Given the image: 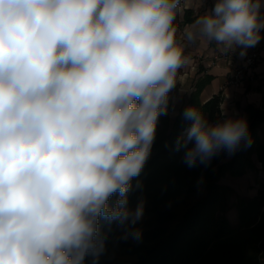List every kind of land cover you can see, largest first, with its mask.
Here are the masks:
<instances>
[{
    "label": "clouds",
    "instance_id": "obj_1",
    "mask_svg": "<svg viewBox=\"0 0 264 264\" xmlns=\"http://www.w3.org/2000/svg\"><path fill=\"white\" fill-rule=\"evenodd\" d=\"M0 0V264H96L112 225L139 240L129 205L189 45L240 55L264 33V0ZM179 91L184 92L181 88ZM177 136L188 167L250 145L248 120L196 105ZM136 188L141 182L136 181ZM116 199L112 201V197Z\"/></svg>",
    "mask_w": 264,
    "mask_h": 264
},
{
    "label": "trees",
    "instance_id": "obj_2",
    "mask_svg": "<svg viewBox=\"0 0 264 264\" xmlns=\"http://www.w3.org/2000/svg\"><path fill=\"white\" fill-rule=\"evenodd\" d=\"M193 11H186L180 28L191 23ZM198 86L187 105L176 110L173 101L167 115L159 119L152 151L143 171L133 180L129 205L135 208L144 200V214L137 227L139 240L123 239V230L107 229L106 248L96 264H263L264 263V181L253 198L236 195L222 180L238 178L249 170L264 171V99L262 106L250 103L242 108L249 124L251 144H241L230 157L215 156L207 166L188 167L184 150H175L177 136L190 122L183 119L184 109L196 105L210 121L222 111V93L202 103ZM171 96V95H170ZM172 97V96H171ZM173 112V116L171 114ZM136 181L141 187L136 188ZM116 195L112 197V201ZM235 208L239 222L233 225L228 212ZM84 264H93L91 255Z\"/></svg>",
    "mask_w": 264,
    "mask_h": 264
},
{
    "label": "crops",
    "instance_id": "obj_3",
    "mask_svg": "<svg viewBox=\"0 0 264 264\" xmlns=\"http://www.w3.org/2000/svg\"><path fill=\"white\" fill-rule=\"evenodd\" d=\"M189 3L190 7L178 17L177 21H184L185 12L190 10L193 11V17H197L204 11L205 7L212 6L213 0H189ZM184 25L180 27L181 30ZM262 33H264V29H262ZM262 41H264V35H262ZM234 53L236 60L239 63L242 62L243 56L240 55V48H237ZM185 54L190 57V63L180 70V85L178 84L177 88L172 90V94L170 93L173 105L176 107L175 114L179 108L188 104L198 86L202 87L200 95L202 103L222 93V110L226 109L229 115L242 116V108L250 103L258 107L262 106L264 99V51L262 53V60L255 66V76L247 77L241 86L236 87L225 86L230 77V67L222 59L226 53L221 50L219 45L214 42L189 45L186 48ZM180 86L184 92L179 91ZM259 131L261 136L264 137V125ZM258 168V171L252 170L242 177L234 178L230 177V175L224 177L222 183L230 185L236 191L234 200H237L239 196L253 198V196L258 194L260 184L264 181V171L261 170L259 163ZM231 213L234 214V220L230 218ZM228 217L231 219L233 225H237L239 222L238 213L235 208H232L228 212Z\"/></svg>",
    "mask_w": 264,
    "mask_h": 264
},
{
    "label": "built area",
    "instance_id": "obj_4",
    "mask_svg": "<svg viewBox=\"0 0 264 264\" xmlns=\"http://www.w3.org/2000/svg\"><path fill=\"white\" fill-rule=\"evenodd\" d=\"M264 51V41H262V38L260 42L247 50L246 55L243 56L242 62H238L236 60L235 53H226L222 57L223 60H225L229 67H230V77L228 81L226 82L225 86H241L243 81L247 77H254V69L255 66L262 60V53ZM219 60V58H218Z\"/></svg>",
    "mask_w": 264,
    "mask_h": 264
},
{
    "label": "rangeland",
    "instance_id": "obj_5",
    "mask_svg": "<svg viewBox=\"0 0 264 264\" xmlns=\"http://www.w3.org/2000/svg\"><path fill=\"white\" fill-rule=\"evenodd\" d=\"M172 94V93H171ZM171 114H172V116H173V112H171ZM259 170V168L257 169V170H253V171H258ZM251 170H249L248 172H250ZM231 177V176H230ZM235 178V177H234ZM230 218H232V220H234V214L233 213H231V215H230Z\"/></svg>",
    "mask_w": 264,
    "mask_h": 264
}]
</instances>
